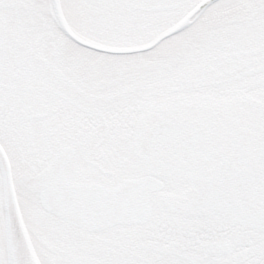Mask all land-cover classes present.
Returning a JSON list of instances; mask_svg holds the SVG:
<instances>
[{
	"label": "snow or ice",
	"instance_id": "snow-or-ice-1",
	"mask_svg": "<svg viewBox=\"0 0 264 264\" xmlns=\"http://www.w3.org/2000/svg\"><path fill=\"white\" fill-rule=\"evenodd\" d=\"M0 264H264V0H0Z\"/></svg>",
	"mask_w": 264,
	"mask_h": 264
}]
</instances>
